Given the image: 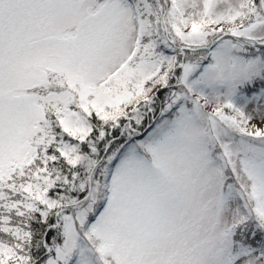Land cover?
<instances>
[{"label":"snow or ice","instance_id":"obj_1","mask_svg":"<svg viewBox=\"0 0 264 264\" xmlns=\"http://www.w3.org/2000/svg\"><path fill=\"white\" fill-rule=\"evenodd\" d=\"M0 264H264V0H0Z\"/></svg>","mask_w":264,"mask_h":264}]
</instances>
